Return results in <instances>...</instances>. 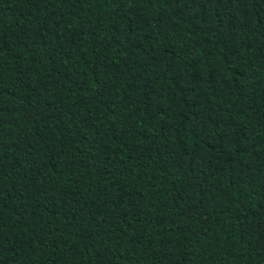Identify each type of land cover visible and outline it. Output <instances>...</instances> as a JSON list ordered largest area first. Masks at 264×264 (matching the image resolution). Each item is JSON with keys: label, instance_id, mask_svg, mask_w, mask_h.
<instances>
[{"label": "trees", "instance_id": "trees-1", "mask_svg": "<svg viewBox=\"0 0 264 264\" xmlns=\"http://www.w3.org/2000/svg\"><path fill=\"white\" fill-rule=\"evenodd\" d=\"M0 264H264V0H0Z\"/></svg>", "mask_w": 264, "mask_h": 264}]
</instances>
